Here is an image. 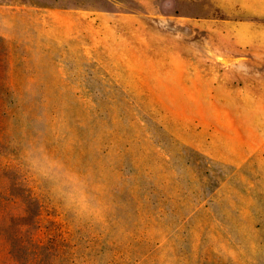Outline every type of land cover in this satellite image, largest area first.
<instances>
[{
  "label": "rangeland",
  "instance_id": "rangeland-1",
  "mask_svg": "<svg viewBox=\"0 0 264 264\" xmlns=\"http://www.w3.org/2000/svg\"><path fill=\"white\" fill-rule=\"evenodd\" d=\"M0 264H264V0H0Z\"/></svg>",
  "mask_w": 264,
  "mask_h": 264
}]
</instances>
